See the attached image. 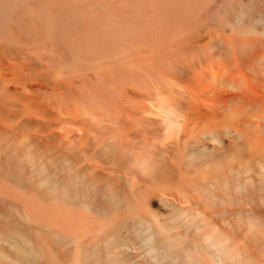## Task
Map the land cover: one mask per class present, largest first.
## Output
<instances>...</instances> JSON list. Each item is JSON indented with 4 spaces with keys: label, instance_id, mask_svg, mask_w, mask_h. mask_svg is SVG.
<instances>
[{
    "label": "rangeland",
    "instance_id": "1",
    "mask_svg": "<svg viewBox=\"0 0 264 264\" xmlns=\"http://www.w3.org/2000/svg\"><path fill=\"white\" fill-rule=\"evenodd\" d=\"M262 44L264 0H0V264H54L62 258L58 264H71L70 256L79 257L84 240L89 247L82 251L90 264H153L156 261L153 258L152 263L141 244L142 230L150 221L169 235L181 231L191 245L198 243L192 246L194 251L202 253L206 248L210 253L203 254L210 258L215 248L201 242L198 234L225 233L247 252L246 264H264V185H253L245 194L211 189L204 185L206 169L199 164L177 171L188 148L170 139L166 144L165 136L160 138L156 130L162 120L156 117L163 109L159 106L162 95L171 94L170 90L174 95L183 93L184 85H192L194 74L235 55L242 57V46L255 50ZM229 45L236 53L228 55ZM114 120L121 122L113 124ZM131 137L136 138L135 152L145 142L141 151L152 146L156 150L146 149L154 155L164 147L167 152L160 149L163 152L159 150L156 158L167 172L175 168L177 174L165 179L134 170L129 164L133 158L128 162L133 150L125 149L128 156L123 150L132 143ZM114 141L121 143L114 147L122 148V156L112 147ZM225 144L239 154L229 136ZM259 148L260 156L251 148L245 150L248 162L264 163V141ZM108 149L118 156L106 153ZM228 161H222L221 173L229 171ZM136 209L144 225L138 219L141 213L135 217ZM197 209L205 218H179L180 211ZM105 221L110 222L108 228ZM109 228H114L113 235ZM94 229L103 231L98 234ZM58 230L61 243L55 236ZM157 234L159 243L163 236ZM74 236L81 237L80 249ZM170 238L171 245L180 241L190 247L186 239L175 236L168 242ZM183 246L176 245L181 256ZM168 247L165 250L171 251ZM166 254L159 257L168 258ZM74 260L79 264V259ZM175 261L170 264L183 260ZM158 262L169 264L170 260Z\"/></svg>",
    "mask_w": 264,
    "mask_h": 264
},
{
    "label": "bare ground",
    "instance_id": "2",
    "mask_svg": "<svg viewBox=\"0 0 264 264\" xmlns=\"http://www.w3.org/2000/svg\"><path fill=\"white\" fill-rule=\"evenodd\" d=\"M248 44H246V45L248 46ZM261 46L259 45V47H258L259 49L256 48L255 50H253L250 47L245 48V46H242L243 48L241 47L239 49L240 53L243 55L242 57L239 58L237 55H235L232 60L228 59V60L220 61L219 64H217L215 67L208 69V71H206L205 73L194 74L193 78H191V81H190L192 85H190V86L184 85L183 87H185V90L183 91V93H180L181 91H178V93H180V94L176 95V93H175V95H174V93H172L174 90H170V87H169L170 91L168 89L167 90L169 91L168 93L171 92V94H168V95L166 94L163 96L162 94H160V92H158L160 94V96L162 95L161 96L162 97V99H161L162 104H160L159 106L161 108V105H162L163 109L161 108L162 110L160 109V112L159 111L157 112V113H160L157 116L154 113L156 117H158L159 115H160V117H162L161 122H159L162 125L160 124L161 126L159 125V127H158L159 129H156L159 132V134L158 133L157 134L160 135V138L163 135L165 136L162 138H164V140L166 141V144H167V142L170 143V140H172L171 142H173V143L177 142L179 145H182V146H185V148H188L187 153L185 155V162H179L178 163L177 171H180V170L185 169V168L195 169L198 167L197 165L199 164V167L201 166V167H204L206 169V178H205L204 185L209 186L213 190L218 189L219 187H222L223 189H225L226 192H228V195H231L233 193L245 194L247 191H249L253 187V185H255L257 187L258 186L261 187L262 185H264V184H262V182H264V163L263 162H257V163L248 162L246 160V154L247 153L245 152V150L247 148H251L250 151H254L253 154H255L257 152L255 156H260L259 146L264 141V44H262ZM215 51H220V50H215ZM236 51H237V49L231 45H229L226 49V52L228 53V55H231L233 52L236 53ZM221 52L223 54V50H221ZM185 67H188V66L186 65ZM248 71H251L252 73L249 74ZM248 76L250 78H247ZM194 84H195V86H194ZM166 93H167V91H166ZM156 95L157 94L155 93V96ZM182 98H183V100H182ZM159 106H158V108H159ZM116 117H117V115H116ZM116 117H114V118L117 119ZM121 117L124 118L123 116H121ZM99 119H100V116H99ZM101 119H103V121H104V118H101ZM112 119H113V117H112ZM120 120H118V121L114 120L113 124H115V123H117V125L120 124L119 123V122H121ZM122 120H125V119H122ZM125 122H126V120H125ZM153 122H154V120H153ZM156 122L157 121H155V123ZM110 125H111V123H110ZM103 127H105V126H103ZM107 127H109V125ZM107 127H105V128H107ZM118 127H121V125H119ZM128 127H130V126H128ZM190 129L192 130V132L190 133L189 136H187L186 133L189 132ZM137 130H138V128H137ZM159 130H161V132ZM134 131H136V130L134 129ZM112 132L114 133V131H112ZM139 132H140V130H139ZM154 132H153V134L155 135ZM132 134H134V133H132ZM140 134H141V132H140ZM145 135H147V134H145ZM113 136H114V138L116 137L115 135H113ZM127 136H128V134H127ZM225 136H229L233 140V142H235L236 147L239 150V154H237L235 152L236 151L235 147L234 148L226 147ZM110 137L112 138V135ZM128 137H130V136H128ZM139 137H140V135H139ZM131 138H133V137H131ZM146 138L148 139V137H146ZM155 138L156 137H154V139L153 138H151V139L155 140ZM134 139H136V138H133L131 140V142H132L131 144L129 142V144L127 146H125V148L123 149L124 151H126L125 149L127 148L128 150L130 149L129 152L132 150H133V152H135V147L133 146V144H136V142L133 143ZM140 139L142 141L143 138H140ZM168 139H170V140L168 141ZM148 140H146V141H148ZM119 141H121V140H119ZM111 143H109V144H111ZM113 143H114V145L112 144L113 146L112 145L111 146L114 149L116 147L121 146L120 142H119L120 143L119 146H118V143L115 144V141ZM124 143H127V142H124ZM145 143H143V144L141 143L140 146L144 147ZM106 144H104L103 146L107 147ZM115 145H116V147H114ZM138 145H139V143H137V146ZM142 145H144V146H142ZM151 145H153V144H151ZM156 145H154V148ZM109 146L107 148L111 147V146L110 147ZM141 147L138 146V149H140V150L136 151L137 153L135 152L133 154V156L130 155V153H133V152L129 153V160L130 161H128V162H131L132 158H133V161L131 163H129V164L133 163V165L135 166V168H133V169L136 171L140 170V172L143 171V174H146V175H149L150 173L153 172L152 175H158V176L165 178V179H171L173 174L176 172L175 168L172 170L170 169L167 172L162 167V165L160 166V164H162V162L160 163L161 159L158 158V160H157V158H156L157 157L156 155L158 154V151L160 149L163 148L164 153L167 152L164 149V147L161 146L162 148L157 149V154L155 153L156 155H154V152L151 153V151H148L149 150L148 148H150L152 146L149 147L148 145H146L145 150L143 148L142 151H141ZM107 148H105V149L103 148V149L106 150ZM156 148H159V147L156 146ZM114 149H111V150H113L112 151L113 153L111 151L109 152V149H108V151H106V153H108V154L111 153L110 155L116 156L115 155L116 152L114 153ZM119 150H120V148L117 149V151H119ZM121 150H122V148H121ZM121 150L119 151V153H121L120 156H122V153H123L122 152L123 150L122 151ZM150 150L153 151L156 149L150 148ZM163 150H160L159 153H162ZM127 151H126V153H127L126 156H128ZM262 153L264 155V152H262ZM152 154H153V157L155 156L154 159H156L157 162L152 158V156H151ZM110 158H114V157H110ZM123 158H124V155H123ZM126 159L127 158H125L124 160H126ZM227 159H229L228 162L230 163L231 167L228 169L229 170L228 172L221 173L222 161H225ZM133 165H132V167H134ZM255 173H258V177H255ZM176 174L177 173H175L174 175H176ZM209 174H212V177H209ZM209 178H211V179L206 180ZM67 193H68V196H70V198L73 196L71 194V192L70 193L67 192ZM62 194L64 195V193H62ZM75 195L77 196L76 193H75ZM213 195H214V197L216 196V197L220 198L221 200L224 199L222 197V195H220L218 193H216V194L213 193ZM65 196L68 198L67 194ZM66 197H64V198H66ZM72 199H75V198H72ZM72 199H69V200H71L70 202H72ZM240 200H242V199H240ZM74 201L76 202L78 200H74ZM74 201H73V203H75ZM83 202H85V201H83ZM86 202L88 203V201H86ZM73 203H72V207H73ZM67 204L69 206L70 203L67 202ZM83 204H82V206H83ZM80 205H81V203H80ZM137 210L138 209L135 210V212H134L135 214H137V212L140 211V210H138V211ZM191 211L192 210H190V212L189 211L188 212L187 211H180L179 212L180 213L179 218L180 219L187 218L189 220L191 219L190 217L193 218L192 220H195V219L199 220L198 218H201V219L205 218L204 217L205 215L203 214L202 211H200V209L199 210L197 209V211L196 210H193L192 212ZM98 212H100V211H98ZM184 212H186V214ZM193 212H195V213H193ZM140 213L141 212H139V214ZM187 213H191V214H188L189 215L188 216ZM60 214H61V212H60ZM139 214L135 215V217L136 216L138 217ZM184 214L186 217L181 218L180 216H184ZM28 215H30V214H28ZM141 215H142V213L140 214L138 219L141 220L142 225H144L143 224V223H145V222H143L144 217H142ZM29 218H31V217H29ZM187 219H185V220H187ZM102 222H104L103 219H102ZM153 222L150 221L149 225L147 224L149 227L145 230H142L145 234L143 233L144 235H143L142 239L143 238L144 239L141 240V241H144L141 244H145L143 246L147 247L146 248L147 250L146 249L145 250H146V252L148 251L147 254H149L148 257L150 258L151 261L154 258L153 261L158 262V261L162 260L164 262L166 259L169 258V260H170L169 264H170L171 260L175 261L174 259L176 258V260L177 259L181 260V261L183 260L182 262H180V264H183V262L185 264H246L247 263L246 262V260H247L246 256L248 254L245 255V253H247V252H244L243 249H240L241 247L239 248L233 242H230L231 237H229L225 233H220L221 235H218V233L214 234L212 232L207 231V232H203V233L198 234L199 236L203 237V238H201V242L204 241V242H206L207 246H211V247L215 248L214 249L215 251L213 252V254L212 253L210 254V256L213 255L212 256L213 259H211L212 257L210 258L207 255L210 252L207 253L206 248L204 250L205 252L201 250L202 253L199 252L200 250H196V248H195V251H196L195 252L194 248L192 246L194 245L196 247L197 246L196 244H198V243L191 245L190 241L188 239H186L187 238L186 236L185 237L183 235H182L183 237L181 236V234H180L181 231H175L176 233L174 232L175 233L174 235H169L170 233L164 232L165 231L164 229L162 230L161 228H157L158 225L155 226L154 224L156 222H154V223ZM88 223H90V222H88ZM113 223H111V224H113ZM196 223H198V221ZM54 224H56V222ZM107 224L109 225L110 222L105 223V225L107 226L106 228H108ZM98 225H100V223ZM104 227H101V228L105 229ZM113 227H114V224H113ZM52 228H53V225H52ZM101 228H99V229L97 228V230L100 231ZM199 228H201V225L198 226L197 229H199ZM85 229H87V228H85ZM89 229H87V230L89 231ZM109 229L110 230H107V231L111 232V234L113 235L112 231L114 232V228H112L113 230L111 228H109ZM148 229L150 231H147ZM61 230H58L56 232L57 234H55V236H57L56 240L60 243H61V239L63 238V236L61 235L62 234ZM94 230H96V229H94ZM97 230H96V232H98ZM84 231H83V233H84ZM88 231H86V232H88ZM90 231H92V230H90ZM102 231L98 232V234H101ZM64 232H65V230H64ZM96 232H93V233L95 234ZM109 232H106L105 234L109 235ZM177 232H179V233H177ZM80 234H82V232ZM105 234H103V235H105ZM156 234H157V237H158V235L163 236V238H161V236L159 237V240L161 238L160 241H162V242L159 241V243H157L158 238H156ZM114 235H115V233H114ZM101 236H99V237H101ZM109 236H108V238H110ZM175 236L177 239H180V237L183 239H186V241H184V242L188 243V241H189L188 245H190V247H187L184 242H183V244H185L184 246L181 244L182 242H180V241H179L180 244L176 243L177 246L180 245V246L184 247L185 251L184 250L182 251V252H184L183 256H181L182 254L180 255V252H181L180 247L177 248L175 244H172V245H174L173 246L174 250L172 249L171 243H173V241L172 242L170 241V240H172L171 238L169 239V242H168L169 237L175 238ZM82 237H85V235H82ZM106 237H107V235H106ZM68 238H69V235H68ZM73 238H74V240L73 239L72 240L75 244L78 242L79 239H81V237L77 239V238H75V236ZM108 238H105V240H107ZM111 238H113V236ZM165 238L167 239V242L169 243V247H168V243L166 242V240H164ZM53 239H55V238H53ZM73 242L70 243V245L74 244ZM83 242H85V244H83V243H81V244H82V246L84 245V247L81 246L80 240H79V248L78 249H80V246L82 247L81 251L78 250V252H79L78 256L79 257L77 258L76 255L74 257L70 256L69 262H71V264L72 263L75 264V261H77V260L73 261V259H79L80 260V261L78 260L79 264H82V260L85 259L87 252L82 251V250H83V248H85L86 241L84 240ZM164 242H166L167 246H164V244H163ZM60 243H58L59 244L58 246L61 245ZM134 243H132V245ZM157 244H158V246H157ZM76 245H78V243ZM126 245H128V244H126ZM129 245H130V243H129ZM135 245L138 246L137 243H135ZM161 245H163V246H161ZM201 245H202V243L200 244V246ZM58 246H57V248H58ZM64 246H66L65 243H64ZM160 246H161V249L159 248ZM87 247H89V246H87ZM87 247H86V250L88 251ZM164 247H166V249L168 247V250H171V251L165 250ZM197 248L199 249V245ZM60 249H62V248H60ZM73 249L75 250V248H73ZM142 249H144V248L142 247ZM176 249H180V250H176ZM203 249H204V247H203ZM69 250H71V249H69ZM74 250H73V253H74ZM164 250H165V252H164ZM65 251H67V250H65ZM90 251H94V250L90 249ZM161 251H162V253L164 252L165 254L167 251L166 255H168V256H166V257H168V258L159 257L160 255L164 254V253L160 254ZM172 251H175L177 253V255L179 254L181 256L180 257L178 255L180 257V259L176 254L174 255ZM84 252H86V253H84ZM185 252H186V254H185ZM197 252L199 253V255ZM69 253H70V251L67 254H69ZM71 253L69 255H74L76 253V251L74 254H71ZM203 253H207V254H205L206 256H208L207 259L205 258V260H207V261H205L204 259L199 257V256L206 257ZM88 254L90 255L91 252L88 251ZM147 254H145V255L147 256ZM169 254L170 255L172 254V256L174 255V257H171ZM201 254H203V256ZM150 255H151V257H150ZM55 256H57V253ZM66 257L68 259L69 256H66ZM89 258L92 259V257H90V256H89ZM162 258L165 260H163ZM208 258H210L209 261H208ZM249 259H251V258H249ZM57 260H54V261H56L55 263L58 264V262H61V260H59V259H57ZM86 260L87 259H85L83 261L85 262ZM18 261L19 260H17V262ZM88 261L89 260L86 261V264L88 263ZM90 261L88 264H90ZM153 261H152V263H153ZM177 261H175V262H177ZM249 261H252V260H249ZM249 261H248V263H249ZM62 262H63V260H62ZM78 262H76V263H78ZM156 262L153 264H157ZM19 263L21 264V262H19ZM22 263H24V262H22ZM61 263H59V264H61ZM161 263L158 262V264H161ZM251 263H253V262H251ZM67 264H69V263H67ZM174 264H176V263H174ZM255 264H256V262H255Z\"/></svg>",
    "mask_w": 264,
    "mask_h": 264
}]
</instances>
